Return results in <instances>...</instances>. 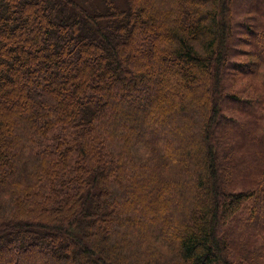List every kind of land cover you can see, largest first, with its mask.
<instances>
[{"label":"trees","instance_id":"obj_1","mask_svg":"<svg viewBox=\"0 0 264 264\" xmlns=\"http://www.w3.org/2000/svg\"><path fill=\"white\" fill-rule=\"evenodd\" d=\"M76 260L264 264V0H0V264Z\"/></svg>","mask_w":264,"mask_h":264},{"label":"rangeland","instance_id":"obj_2","mask_svg":"<svg viewBox=\"0 0 264 264\" xmlns=\"http://www.w3.org/2000/svg\"><path fill=\"white\" fill-rule=\"evenodd\" d=\"M169 132H171V131H168V133ZM144 134L146 135V136H148V132L147 131H145L144 132ZM152 144H153V142H151ZM46 261V260H45ZM91 261H89V260H86V263L87 264H89ZM82 263V260L81 261H78V260H76V262H75V264H81ZM56 264H58V263H56Z\"/></svg>","mask_w":264,"mask_h":264}]
</instances>
